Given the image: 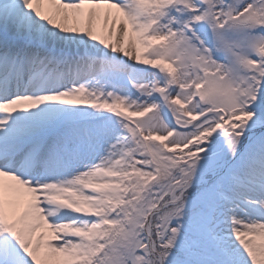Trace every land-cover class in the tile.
Returning a JSON list of instances; mask_svg holds the SVG:
<instances>
[{"label": "snow or ice", "instance_id": "6c2138e0", "mask_svg": "<svg viewBox=\"0 0 264 264\" xmlns=\"http://www.w3.org/2000/svg\"><path fill=\"white\" fill-rule=\"evenodd\" d=\"M0 264H264V0H0Z\"/></svg>", "mask_w": 264, "mask_h": 264}]
</instances>
